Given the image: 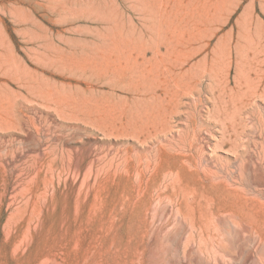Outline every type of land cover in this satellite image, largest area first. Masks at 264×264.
<instances>
[{"label":"rangeland","instance_id":"374dc122","mask_svg":"<svg viewBox=\"0 0 264 264\" xmlns=\"http://www.w3.org/2000/svg\"><path fill=\"white\" fill-rule=\"evenodd\" d=\"M0 264H264V0H0Z\"/></svg>","mask_w":264,"mask_h":264},{"label":"bare ground","instance_id":"6f19581e","mask_svg":"<svg viewBox=\"0 0 264 264\" xmlns=\"http://www.w3.org/2000/svg\"><path fill=\"white\" fill-rule=\"evenodd\" d=\"M203 40H194L195 42V49L193 51L201 52L206 48V44L203 43ZM184 46V43L181 44V48ZM180 59L176 62H168L166 66V72L165 76H158V79L156 80L157 85H164L165 91L167 94L170 93V91L175 89L179 91H183L186 86L188 88L190 87L192 81H198L202 77L206 76H212V73L208 72H198L195 75L193 74L192 78L189 76L191 73V69H186V66L191 59L188 52L184 51L183 49H180ZM157 97V96H156ZM158 98V97H157Z\"/></svg>","mask_w":264,"mask_h":264}]
</instances>
